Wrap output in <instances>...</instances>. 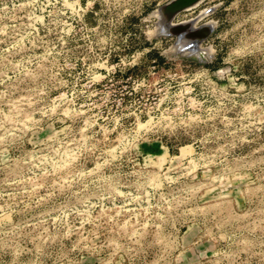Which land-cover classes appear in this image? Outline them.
I'll return each instance as SVG.
<instances>
[{
  "label": "rangeland",
  "instance_id": "rangeland-1",
  "mask_svg": "<svg viewBox=\"0 0 264 264\" xmlns=\"http://www.w3.org/2000/svg\"><path fill=\"white\" fill-rule=\"evenodd\" d=\"M166 1L0 0V264H264V0Z\"/></svg>",
  "mask_w": 264,
  "mask_h": 264
},
{
  "label": "water",
  "instance_id": "water-1",
  "mask_svg": "<svg viewBox=\"0 0 264 264\" xmlns=\"http://www.w3.org/2000/svg\"><path fill=\"white\" fill-rule=\"evenodd\" d=\"M199 0H168L158 6L157 10L160 14L156 22L159 28L155 34L157 35H173L175 36L174 44H177L175 51H168L171 54L178 53L190 55L198 61H203L204 56H209L207 46H201L200 43L207 39L212 31L213 22L205 20L195 24V20L199 13L186 20L174 22L171 19L178 11L192 6ZM155 22V23H156Z\"/></svg>",
  "mask_w": 264,
  "mask_h": 264
},
{
  "label": "bare ground",
  "instance_id": "bare-ground-1",
  "mask_svg": "<svg viewBox=\"0 0 264 264\" xmlns=\"http://www.w3.org/2000/svg\"><path fill=\"white\" fill-rule=\"evenodd\" d=\"M177 48H178L177 44H175V47L172 48L173 49L172 51H175Z\"/></svg>",
  "mask_w": 264,
  "mask_h": 264
}]
</instances>
